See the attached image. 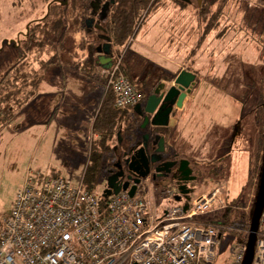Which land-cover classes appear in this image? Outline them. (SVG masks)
I'll use <instances>...</instances> for the list:
<instances>
[{
	"label": "rangeland",
	"instance_id": "1",
	"mask_svg": "<svg viewBox=\"0 0 264 264\" xmlns=\"http://www.w3.org/2000/svg\"><path fill=\"white\" fill-rule=\"evenodd\" d=\"M53 1L0 0L1 85L13 78L12 74H16L15 66L22 53L16 50L14 43L20 39L22 43L24 40V34L29 29H23L26 23L30 20L34 24V19L44 18ZM99 1L93 0L92 3ZM105 4L103 0L100 9ZM65 5L67 10L64 19L67 27L52 43L56 55L54 64L46 66L51 68L59 64L66 72L74 74L68 76L65 85L59 86L58 90L50 91L48 85H44L38 99L33 98L20 108L14 107L10 118L7 116L9 120L0 134V219L12 210L17 191L24 184L29 171L59 175L74 185H80L84 182L91 151L102 150L94 121L101 103L109 95L105 91L107 79L103 76V87L91 75L79 70L80 59L70 56L75 44L79 42L76 40L79 37L74 35L81 30V25L75 21L79 10L73 11L69 2ZM154 8L160 11L152 12L149 16L144 11L143 17H148L146 20L144 18L129 40L132 43L128 52L131 62L126 63L128 74L133 78L136 88L145 93L152 87V83L157 82L156 87L160 83L158 79L167 76L166 72L174 68L176 63H183L191 69L197 60L199 67L208 69L215 67L214 57L218 59L221 53L226 56L219 60L218 68L221 63L227 65L225 79L226 82L229 79L230 97L225 98L230 104V111L224 114H227V120L224 122V118L220 124L215 125L206 123L203 130L189 123L176 147L191 156L195 148L187 139L193 134L202 132L205 135L208 132L209 137L212 135L215 138L220 151L216 154L219 161L210 163L204 156L199 162H193L199 170L200 178L192 198L211 191L215 185H221L224 199L234 206L230 219H234L238 226L246 225L252 218L264 150V9L256 0H192V3L182 6L175 0H156ZM97 15L96 19L103 26L105 19L100 18L101 12ZM212 27L214 29L205 34ZM95 37L89 35L82 45L88 47ZM79 49L82 54L84 49L81 46ZM121 54L124 64V52L121 51ZM50 55L47 52L42 57ZM41 68L44 69V66ZM220 70L223 71V68ZM7 72L11 73L7 75ZM91 79H94L96 85L92 90L87 83ZM50 92H55L58 97L53 98L54 93ZM206 114L204 112L203 119L208 118ZM232 135L242 140L243 144L230 145L227 139ZM108 143L112 148L116 136ZM229 152L232 155L228 157ZM105 155L107 158L102 160L95 180L85 182L86 186L99 192L107 186L109 172L106 166L114 159L113 150ZM143 190L138 192L145 193ZM148 192L145 194H152L162 208L185 203L169 197L162 199L154 191ZM225 212L213 211L200 215L199 219H225ZM240 238L238 231L223 232L218 247V263L229 262L234 244Z\"/></svg>",
	"mask_w": 264,
	"mask_h": 264
},
{
	"label": "built area",
	"instance_id": "2",
	"mask_svg": "<svg viewBox=\"0 0 264 264\" xmlns=\"http://www.w3.org/2000/svg\"><path fill=\"white\" fill-rule=\"evenodd\" d=\"M102 74L117 108L142 100L124 72L123 54ZM103 191L29 171L12 210L0 219V264H221L218 247L225 231L241 235L227 264H243L250 222L232 223L234 206L224 199L221 185L164 208L137 190L134 196L128 190L108 196ZM177 194L170 187L159 195L180 201ZM220 210L225 219H199ZM252 264H264V209Z\"/></svg>",
	"mask_w": 264,
	"mask_h": 264
},
{
	"label": "trees",
	"instance_id": "3",
	"mask_svg": "<svg viewBox=\"0 0 264 264\" xmlns=\"http://www.w3.org/2000/svg\"><path fill=\"white\" fill-rule=\"evenodd\" d=\"M92 1L93 0H62L58 2L54 0L50 3L48 14L41 20L32 24V27L29 26L25 34V39L22 43L20 42L17 45L22 54L19 56V62L15 66L16 74H12L11 77L13 78L6 80V83L0 84V134L5 123L9 120L12 111H14L15 108H20L24 103L29 102L37 95L39 84L45 76L44 72L49 68L47 66L54 64L56 55H54L55 49L52 48V43H55V39L63 34L64 29L67 27L64 18L65 10H67L65 4H68V2L73 6H71V8L74 9L73 11L76 12L77 9L79 10L75 21H78L79 25H81V30L77 34L75 33L74 36L81 38V47L84 49L88 48V62H93L94 64V55L97 52L96 40L89 42L88 47L82 45L83 41L87 39L95 28L94 25H89L87 22L93 19L94 8ZM104 1L105 3H109V8L103 26L107 36L111 39L112 53L116 56L121 53V49L124 48L135 35L139 26L144 22L143 20L145 17H143V12L147 11L149 16L152 12L155 13L159 9L154 8L156 0ZM175 1L181 6L187 5L188 3L181 0ZM54 2L55 4L52 6ZM256 3L264 9V0H256ZM202 9V11L206 13L204 8ZM212 28H209L207 31ZM85 32L86 34H84ZM47 52H50L51 55L47 58H43L42 55ZM42 66H44V69L41 68ZM123 69L129 80L134 83V80H132L133 78L128 74L127 64H123ZM40 70L43 71L40 72ZM10 73L11 72H7V75ZM175 75H173L172 78H174ZM156 83H152V86H155ZM141 94H143V98L146 97L144 92H141ZM114 102V96L109 94L103 101L94 121V129L100 137L99 145L102 150L99 151L98 149H94L91 151L83 178L84 183H91L95 180L100 165L102 166V160H104V157L107 158L105 154L112 151L108 143L111 138L116 136V141L119 140V133L120 138L129 135H133L135 138L138 136L137 133L139 132L138 129L141 117L136 113L134 114L132 107L117 108ZM7 116L9 117L8 120ZM87 187L91 188L90 186ZM232 223H235V220Z\"/></svg>",
	"mask_w": 264,
	"mask_h": 264
},
{
	"label": "crops",
	"instance_id": "4",
	"mask_svg": "<svg viewBox=\"0 0 264 264\" xmlns=\"http://www.w3.org/2000/svg\"><path fill=\"white\" fill-rule=\"evenodd\" d=\"M102 1L103 0H100L98 3L93 4L94 22L92 25L95 26L94 30L97 32V34H95V32L92 31L90 33V35H92V36L94 35V37H95V35H97L94 38V40L98 41L97 45L102 44L106 41V40H103L102 38L99 37L100 35H104V34L106 35V30H105L104 26H102L100 24V26H102L103 29L96 28V24L99 23V21H98V19H96V17H98L99 15H97V14L102 11L100 9ZM49 9H50V7H48L47 14L49 12ZM159 11H157V12H159ZM157 12H155V13H157ZM39 19H34V20L38 21ZM29 21L26 23L25 27L23 28L24 30H25V28H28L30 26V24H33V22H34V21H31V22H29ZM213 29H214V27L211 30L206 31L205 34H209ZM84 34H86V32ZM24 36L26 37L25 34H24ZM79 39L80 38L76 39L79 42H77V44H75V47H74L75 49L73 48L74 49L73 53L70 54V56H76L78 59L81 60V66H79L80 67L79 70L83 74L91 75L98 83L102 84L104 87V84L102 83V81H103V79H102L103 78V74H102L103 68L97 63L98 52H96L94 55V64H93V62L89 63L88 62L89 53H88L87 49L82 48L84 50H83V53L81 54V51H80L81 49H79V46H81V42ZM21 40L22 39H20L19 41L14 43L16 45V50H19L17 43L18 42L20 43ZM131 43L132 42L127 43L124 46V48L121 50L124 52V55H125V60H124L125 65L127 62L128 63L131 62V60H130L131 57L128 56V52L130 50L129 46L131 45ZM116 56L113 55V58H115ZM224 58H226V56L223 53H221L218 56V59H215V57H214L213 62L215 64V67H211L208 69L205 67L204 68L199 67L197 60L194 62L195 65L191 69L184 66L183 63H176V64H174L175 65L174 68H172L170 71L166 72L168 74L167 75L168 77L165 76V77H161L159 79L160 82L165 80V79H172L173 80V78H172L173 75L178 74L183 69H187L189 71L196 72L198 74L197 75L196 88L193 91L191 90L189 92V95L185 99L183 109L178 110L176 115H172V117H171L170 128H171V131L173 132V136H172V138H170L171 143H173V141H175V143L179 142V140H180L179 138L182 137V134H183L182 132L186 130L188 124L191 122L194 123L196 126H198L201 130H203V128L206 127V125H205L206 123H211V124L215 125L216 123L220 124L224 120V118H225L224 122L227 120V114H226V116H224L225 113H228L230 111V109H229L230 104L228 105V102L226 101V99H230L229 94H228V83H227L229 79H227V82L225 79L226 74L228 73L227 65H225V63H221L220 68H223V71H221L220 68H218L219 67V64H218L219 60L224 59ZM129 65L131 66V64H129ZM127 66H128V64H127ZM66 71L67 70H64L63 68H61L59 66V64H56L54 67L48 68L44 72L45 76L43 77V79L41 80V82L39 84L38 93L33 98L38 99L39 92H40V90L43 89L44 85L45 86L48 85L49 88H47V89L50 91L58 90L59 86H64L65 81L68 80L67 77L74 74V73L66 72ZM93 80L91 79V80H89V82H87L90 90H92L96 87ZM221 80H223V82H221ZM76 82H78V81H76ZM172 83L173 82H171V84ZM76 85H78V84H76ZM154 87L152 86L150 89L147 90V92H145L146 97L149 96L150 94H152ZM50 93H54L53 98L58 97V94H56L55 92H50ZM103 98H104V95H103ZM100 107H99V110H100ZM99 110H98V112H99ZM98 112H97V115H98ZM204 112L207 113L205 117H208V118H205V119L202 118V117H204ZM95 119H96V117H95ZM244 136H245V131L243 130L242 139H244ZM182 140H183V138H182ZM187 140L191 141V143L193 144V146L195 148V150H193L191 152V156H194L197 158H201V157L205 156V158H207V159L212 158L214 154L216 156V154H217L216 151H218V145H217L215 138H213L212 135L209 137L208 132L205 135L202 132L193 134L190 137V139H187ZM241 143H242V140H238L235 137L234 139H231L229 144L232 146H237L236 144L240 145ZM230 155H232V152H229V156Z\"/></svg>",
	"mask_w": 264,
	"mask_h": 264
},
{
	"label": "flooded vegetation",
	"instance_id": "5",
	"mask_svg": "<svg viewBox=\"0 0 264 264\" xmlns=\"http://www.w3.org/2000/svg\"><path fill=\"white\" fill-rule=\"evenodd\" d=\"M188 3H192V0H190V2ZM104 7L105 5H103V7L101 8V10L103 9L102 12L104 11ZM193 73L196 75V83L192 88V91L196 88L198 75L196 72ZM161 82L165 84V89L167 90L168 88H170V86L174 85V78L173 80L165 79ZM171 82L173 83L171 84ZM188 95L189 93L186 95V97ZM186 97L184 98L181 107L178 106L179 100H177L174 109L171 113V117L172 115H176L178 110L183 109ZM147 98L148 96L146 98H142L139 103L144 106V101H146ZM132 111L134 112V114L136 113L139 117H141L138 129L139 133H137L138 136L135 138L133 135H129L127 137L122 138L121 141H116V143L112 147L114 159L112 160V163L109 166H106L109 175L116 172H122V176H120V181H129L130 186L134 185L135 179L140 178L141 181L137 184L136 190L139 191L140 189H144L143 191L145 193H149L148 191L150 190L154 191L157 194H160L170 187H175L178 193L177 197H180V201L190 200L194 191L197 188V183L200 178L199 170L196 169V167L193 165V162L197 163V161L199 162L200 160H202L203 157L197 158L194 156H190V154H184L181 149L176 147L177 143H175V141H173V143L170 142V138H172L173 136V132L170 128L171 120L168 126L156 127L149 123L146 128H141V124L144 122V117L147 115V113H144L143 116H140L134 110V106L132 107ZM235 130L236 129L234 127V133H236ZM146 133H149V139H144V135ZM233 135L227 139L229 143L231 139L235 138L233 137ZM155 136H159V139L155 140ZM161 137H164L163 144L160 143ZM145 143L148 144L146 151L149 158H151V156H154L156 159L161 158V160L155 163L150 162L149 168L147 169L144 166V162L142 161L141 157L136 158L134 161L133 168H130V158L136 153L139 156V149ZM158 149L164 150L158 151ZM218 152L219 150L216 151L217 154H219ZM208 160L210 163L214 162L215 164L219 161V158L217 157V155L215 156L214 154L213 157L208 158ZM157 167H159L160 169L158 170ZM143 173H146V175L142 176L141 174ZM150 196L153 195L150 194Z\"/></svg>",
	"mask_w": 264,
	"mask_h": 264
},
{
	"label": "water",
	"instance_id": "6",
	"mask_svg": "<svg viewBox=\"0 0 264 264\" xmlns=\"http://www.w3.org/2000/svg\"><path fill=\"white\" fill-rule=\"evenodd\" d=\"M184 2H190V0H181ZM93 4V3H92ZM109 3L105 4L104 11H101V19H106L108 14ZM103 10V9H102ZM89 25H92L94 19H90L87 21ZM96 28L103 29L99 23L96 24ZM100 38L106 40L104 43L99 44L96 48L98 52L97 63L105 69H108L113 64V53H112V43L110 37L105 35H100ZM196 75L187 70H181L177 75L174 77V85L170 86L167 90L165 89V84L163 82L159 83L157 87L154 89V92L148 96L145 101L144 106L141 103H138L134 106V110L140 115L143 116L144 113L147 115L144 117V122L141 124V128H146V126L151 123V125L160 127V126H168L171 120V113L174 109V106L178 102V106L181 107L184 98L186 95L192 90L196 83ZM119 141L120 133L118 134ZM144 139H149V133L144 135ZM159 139V136H155V140ZM160 143H164V137L160 138ZM148 144L145 143L139 149V156L134 154L131 159L130 168H133L134 161L136 158L142 159L144 162V166L148 169L150 162H158L161 158H155L151 156L149 158L147 154ZM164 149H158L161 151ZM159 170L160 168L157 167ZM142 176L146 175V173L141 174ZM120 176H122V172L112 173L108 176L107 181V188L104 189V196L111 195L112 193H119L121 190H128L131 196H134L137 189V184L140 183L141 179H135L134 185L130 186L129 181H120ZM176 200H180V197H176ZM264 209V150H263V161L261 167V174L260 180L258 184L257 195L255 198L254 206H253V213L252 218L250 221V233L248 236L247 242V252L245 255V259L243 264H252L254 260L255 254V245L257 241V232L260 225V218Z\"/></svg>",
	"mask_w": 264,
	"mask_h": 264
}]
</instances>
